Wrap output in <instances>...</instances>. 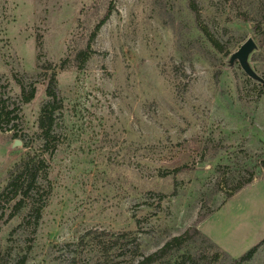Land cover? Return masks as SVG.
<instances>
[{
    "label": "rangeland",
    "instance_id": "obj_1",
    "mask_svg": "<svg viewBox=\"0 0 264 264\" xmlns=\"http://www.w3.org/2000/svg\"><path fill=\"white\" fill-rule=\"evenodd\" d=\"M230 1L0 0L2 264H131L193 226L232 259L263 241L242 264H264V38ZM247 39L251 76L230 61ZM51 80L60 106L45 153ZM33 155L51 191L30 236L26 210L7 216ZM248 169L253 182L226 199ZM213 252L200 264H218Z\"/></svg>",
    "mask_w": 264,
    "mask_h": 264
},
{
    "label": "trees",
    "instance_id": "obj_2",
    "mask_svg": "<svg viewBox=\"0 0 264 264\" xmlns=\"http://www.w3.org/2000/svg\"><path fill=\"white\" fill-rule=\"evenodd\" d=\"M189 5L190 9L196 13L192 5ZM229 5L236 12L237 19L243 23H249L253 32L259 37L264 38V0H247L246 2L241 0L239 3H236L235 0H231ZM111 9L112 6L110 5L89 33L85 47L75 53L74 61L77 64V69H80L86 60L94 54L90 48V44L95 39L99 29L109 18ZM65 67V62L61 61L58 68L66 69ZM54 82V80H51V83L46 88V96L49 97V101L42 106L37 119L39 136L43 141L42 152L45 153H52L56 146L55 142L57 141L56 137L51 134V128L55 121L54 111L60 106L56 94V84ZM34 91V88H31L28 95L24 97L25 103L33 99ZM26 164L23 174L26 188L22 192L20 198L11 206L7 220L13 219L18 216L21 211L26 210V214L23 216L19 227L28 230L29 235L33 236L38 227L39 220L41 219V212L46 205L51 187L46 178L47 164L42 156L33 155ZM257 167L264 172V159L259 162ZM246 172L248 176L246 178L244 177L242 180L240 179L229 192H227L225 195L226 199H230L253 182V171L248 169ZM43 182H45V184ZM208 215L199 217L196 223L202 222ZM88 234L90 233H87V235ZM124 236H126V234L122 235V237ZM262 242L250 248L240 257L232 259L225 252L220 251L216 244L211 242L193 226L181 235L168 239L154 252L145 256H140L137 261L131 264H200V261L205 259V253L210 249L214 250L212 259L215 262H218L219 257L222 258L218 264H242L252 258L256 249ZM190 244H197L202 248V251L196 250L195 252H191V250L188 249ZM2 260L0 252V264H2ZM22 260L23 258L20 259L19 263H21Z\"/></svg>",
    "mask_w": 264,
    "mask_h": 264
},
{
    "label": "water",
    "instance_id": "obj_3",
    "mask_svg": "<svg viewBox=\"0 0 264 264\" xmlns=\"http://www.w3.org/2000/svg\"><path fill=\"white\" fill-rule=\"evenodd\" d=\"M254 48L253 41L251 39H247L239 49L231 56V62L237 61L241 70L251 76V72L247 66V57L250 51Z\"/></svg>",
    "mask_w": 264,
    "mask_h": 264
},
{
    "label": "crops",
    "instance_id": "obj_4",
    "mask_svg": "<svg viewBox=\"0 0 264 264\" xmlns=\"http://www.w3.org/2000/svg\"><path fill=\"white\" fill-rule=\"evenodd\" d=\"M213 242V241H212Z\"/></svg>",
    "mask_w": 264,
    "mask_h": 264
}]
</instances>
